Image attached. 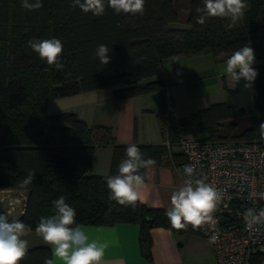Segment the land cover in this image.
I'll list each match as a JSON object with an SVG mask.
<instances>
[{"label": "trees", "instance_id": "16d2710c", "mask_svg": "<svg viewBox=\"0 0 264 264\" xmlns=\"http://www.w3.org/2000/svg\"><path fill=\"white\" fill-rule=\"evenodd\" d=\"M249 7L242 20L233 24L224 18L196 23L197 6L189 0L187 27H173L179 20L174 0H146L143 15L115 14L106 7L103 16L83 13L71 7L72 0H43L39 10L28 11L21 0H0V189L26 192L24 211L17 219L32 229L39 217L50 215L59 196L76 209V222L111 225L131 222L139 226V247L150 258V228L162 226L176 233H197L174 229L166 209L123 207L109 199L106 178L91 173L96 146L110 145V175L118 172L129 144L115 142L110 127L90 126L76 112L49 113V100L104 87H115L113 99L157 92L168 106L167 83L163 76L165 59L209 52L228 57L249 44L255 52L258 75L252 88L244 82L226 86V99L185 116L168 109L161 123L163 141L178 144L179 137L191 134L210 141L256 140L264 147L259 125L264 122V0H246ZM119 25V26H118ZM59 38L63 43L62 71L49 67L27 41L32 38ZM99 44L109 47L110 62L91 59ZM155 75L157 78L145 80ZM135 143L145 158L163 162L166 143ZM132 144V143H131ZM29 171L32 182L20 187ZM145 174L146 169H141ZM0 214H6L0 203ZM8 216V215H7ZM9 217V216H8ZM12 220L11 217H9ZM51 259L47 246L29 248L20 264H44ZM251 264L264 263V250L255 251Z\"/></svg>", "mask_w": 264, "mask_h": 264}, {"label": "crops", "instance_id": "0c3cea01", "mask_svg": "<svg viewBox=\"0 0 264 264\" xmlns=\"http://www.w3.org/2000/svg\"><path fill=\"white\" fill-rule=\"evenodd\" d=\"M227 58L214 57L209 52H203L191 56L176 55L165 59L163 76L171 100L170 109L175 116H185L193 113V110L189 108L186 112L176 111L173 107L174 90L171 88L179 87L186 101L200 97L202 102L205 97L223 94L225 92L223 84L232 85L233 82L223 72ZM113 88L115 87H104L68 96L74 99V103L61 111L76 112L78 117L90 126L110 127L118 144L165 143L160 129L163 104L159 94L150 93V99L138 95L113 99ZM111 158L110 145L96 146L91 173L107 179ZM179 162L178 144H169L162 164L146 169L145 186L138 190V201L147 207L170 208L173 191L183 185ZM25 200V190L0 189L1 206L12 219L21 216ZM78 224L84 227L90 241L95 240L107 245L103 258L105 264H216L209 240L198 232L176 233L162 226H154L149 230L150 258H145L139 247V226L136 223ZM25 238L29 241V248L47 246L51 249L36 234L35 229ZM51 259L54 264H63L53 257L52 249Z\"/></svg>", "mask_w": 264, "mask_h": 264}, {"label": "clouds", "instance_id": "9594fccd", "mask_svg": "<svg viewBox=\"0 0 264 264\" xmlns=\"http://www.w3.org/2000/svg\"><path fill=\"white\" fill-rule=\"evenodd\" d=\"M145 2L146 0H72L71 7H78L83 13H91L97 17L104 15L106 7H110L117 15H143ZM202 5L195 9L198 14L196 23L200 25L205 24L209 18H224L235 24L244 18L249 7L246 0H202ZM21 7L28 11L39 10L43 7V0H21ZM27 44L49 67H54L57 71L64 69L61 61L63 43L59 38H32ZM109 52L106 44H99L91 59H98L101 64L106 65L110 62ZM255 63L254 49L249 44H244L228 56L223 72L234 85L243 81L244 88H252L258 75ZM259 133L264 136V122L259 125ZM156 163L151 157L145 158L135 143L129 144L125 149V158L118 165V172L107 177L109 199L117 205L134 208L139 199L138 190L145 186V174L141 173V169H148ZM184 174L189 178L173 191L171 207L166 209L165 215L176 230H188L189 226L193 231L214 230L218 224L215 213L222 202L219 190L207 182L206 177L192 178L195 175L192 166H185ZM34 176V171H29L25 179L19 182L20 187L30 184ZM260 198L264 199V193L260 194ZM52 205L50 215L39 217L35 232L51 247L53 257L63 264H105L103 258L107 245L89 240L84 227L76 222V209L66 202V197L59 196ZM243 220L245 228L249 230L264 225V208L259 211L252 208L245 210ZM32 232L30 225L0 214V264H20L29 248V241L25 237ZM209 242L215 243V236ZM44 264H54V261L45 258Z\"/></svg>", "mask_w": 264, "mask_h": 264}, {"label": "built area", "instance_id": "2783aa9c", "mask_svg": "<svg viewBox=\"0 0 264 264\" xmlns=\"http://www.w3.org/2000/svg\"><path fill=\"white\" fill-rule=\"evenodd\" d=\"M168 106L161 114L166 124ZM169 147V142L165 141ZM179 168L182 179L185 166H192V178L206 177L207 182L216 187L222 202L215 217L218 224L214 230H197L210 240L216 264H251L250 258L255 251L264 250V225L255 230L245 228L243 213L252 208H264V147L256 140L210 141L191 134L179 137ZM264 264V263H262Z\"/></svg>", "mask_w": 264, "mask_h": 264}, {"label": "rangeland", "instance_id": "374dc122", "mask_svg": "<svg viewBox=\"0 0 264 264\" xmlns=\"http://www.w3.org/2000/svg\"><path fill=\"white\" fill-rule=\"evenodd\" d=\"M174 6L178 12L179 20H178V22L171 23L170 25L173 27L186 28L188 26L185 21H186V18L188 16V13H189V0H174ZM155 78H157V76L152 75V76L147 77L145 80H152ZM171 89L174 90V94H172L174 97L173 107L176 111L186 112L187 109L192 108L191 110H193V112H195L196 110H198L202 107H207V106H209L215 102H222L226 99V93L224 92L223 94L217 95L215 97H211V96L205 97V98H203L204 101H202V102H201L200 97H198L197 99H194L192 101H190V100L186 101L184 99L182 91L180 90L179 87H177V88L174 87ZM172 93H173V91H172ZM138 96L143 97V98L144 97L149 98L150 93H144V94H140ZM73 103H74V99L72 97H68V96L57 98V99H52V100H49L47 103V111L49 113L60 112L63 109L69 108V106H71V104H73ZM203 104H205V105L203 106ZM174 149H177V148L174 147Z\"/></svg>", "mask_w": 264, "mask_h": 264}, {"label": "water", "instance_id": "95a60500", "mask_svg": "<svg viewBox=\"0 0 264 264\" xmlns=\"http://www.w3.org/2000/svg\"><path fill=\"white\" fill-rule=\"evenodd\" d=\"M261 20L264 22V9H262Z\"/></svg>", "mask_w": 264, "mask_h": 264}]
</instances>
